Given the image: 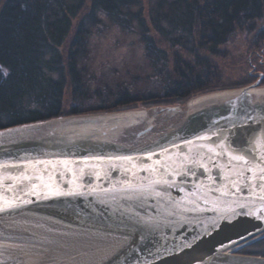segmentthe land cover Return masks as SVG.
I'll use <instances>...</instances> for the list:
<instances>
[{"label":"water","instance_id":"water-1","mask_svg":"<svg viewBox=\"0 0 264 264\" xmlns=\"http://www.w3.org/2000/svg\"><path fill=\"white\" fill-rule=\"evenodd\" d=\"M175 110L179 116L165 123L145 120ZM262 134L261 81L207 93L185 107L0 130V238L86 240L99 251L89 264H264L263 256L240 253L264 239V212L256 211L264 203L255 187L261 181L247 170L237 177V162L229 159L239 154L260 163ZM221 143L234 151H208L221 152ZM186 156H203L207 170ZM181 163L191 168L186 176H166ZM161 176L171 186L155 184Z\"/></svg>","mask_w":264,"mask_h":264},{"label":"trees","instance_id":"trees-1","mask_svg":"<svg viewBox=\"0 0 264 264\" xmlns=\"http://www.w3.org/2000/svg\"><path fill=\"white\" fill-rule=\"evenodd\" d=\"M101 14L126 31H139L154 64H161L162 92L134 93L122 84L91 89L82 63ZM246 28L249 34L257 31L254 47L262 48L264 0H0V65L9 70L7 76L0 73V130L183 104L246 86L255 78L229 83L215 62ZM258 72L264 74V68ZM94 100L98 105L91 107ZM247 249L264 257V239Z\"/></svg>","mask_w":264,"mask_h":264},{"label":"rangeland","instance_id":"rangeland-1","mask_svg":"<svg viewBox=\"0 0 264 264\" xmlns=\"http://www.w3.org/2000/svg\"><path fill=\"white\" fill-rule=\"evenodd\" d=\"M99 19L100 22L91 27L89 56L82 63L86 68V77L93 82H90L91 89L94 90L96 87L104 88L105 84H108L110 88H115L118 84H122L134 93L162 92L161 84L163 79L159 74L161 64H154L155 58H152L147 52L146 45L141 41L139 31L137 29L134 31H126L114 24L104 14L99 15ZM261 24L262 22L259 23L258 27ZM256 35L257 31L249 34L247 28L242 31L238 30L232 36L229 44L223 47L226 56L215 59L221 71L226 74L229 83H236L248 75L249 79H255L246 86L257 83L258 81H261V85L263 86L264 74L259 73L258 69L264 68V45L262 48L260 46L257 49L254 47ZM239 88L242 87L225 90ZM202 95L205 94L194 96L188 101ZM96 101L94 100L92 102L93 104L89 105L91 107L97 106ZM188 101L183 104L152 106L147 108L139 106L131 110H150L153 108L172 106L185 107ZM167 120L168 118H164L158 122L165 123ZM247 247L243 248L240 253L252 255L255 251L247 249ZM0 264H18V262L8 259L7 261L0 262Z\"/></svg>","mask_w":264,"mask_h":264},{"label":"bare ground","instance_id":"bare-ground-1","mask_svg":"<svg viewBox=\"0 0 264 264\" xmlns=\"http://www.w3.org/2000/svg\"><path fill=\"white\" fill-rule=\"evenodd\" d=\"M178 110L164 111L159 117H157L158 113L156 111L152 114H147L148 118L145 120L149 119L152 122L153 120L156 122L158 119L163 120L164 117H178L181 112ZM56 124L53 123L52 126ZM38 128L40 129L41 126ZM74 129L81 128L76 125ZM98 254V248L93 243L82 239L47 237L42 238V240H30L0 238V262L11 259L16 260L18 264H89Z\"/></svg>","mask_w":264,"mask_h":264},{"label":"snow or ice","instance_id":"snow-or-ice-1","mask_svg":"<svg viewBox=\"0 0 264 264\" xmlns=\"http://www.w3.org/2000/svg\"><path fill=\"white\" fill-rule=\"evenodd\" d=\"M8 69L5 68L3 65H0V73H2L4 76L8 75ZM200 139H206V137H201ZM261 143H264V134H262V138H261ZM218 147H220L221 152H215V150L211 147H209L208 151L210 153H214L216 156H220L222 155L225 151L227 152H233L234 150L231 148H225L224 144L221 143L218 145ZM199 155V154H198ZM204 157L203 156H199V158H197L196 156H186L184 157V161H190L192 165H198L200 167H203L207 170V165L204 163ZM209 162H211V157L208 158ZM229 159L231 161H236V168L239 169V171L236 172L237 177H242L244 174V171H250L253 172V179H259V181H261L260 184L255 185V187L259 188L261 190L262 193H264V155L260 156V163H256L252 160L247 159L245 156L243 155H239V154H234V155H230ZM170 170L166 171V176H173V175H181V176H186L188 174V172L191 171V168H188L186 171L184 170V164L181 163L179 165V167L177 166H169ZM259 172L260 175L257 177L256 172ZM23 179H31L30 177H23ZM155 184L159 185V184H167L169 186H171V184L173 182H171L169 179H166L165 176H161V178L157 181H154ZM233 185L237 187V189L239 190V181L238 180H234L232 181ZM77 187H79V185H77ZM248 190L251 192L253 186L252 185H248ZM157 195H159V193H157ZM259 199L261 201H264V194H262ZM247 205L240 203L238 204V207L240 208H245ZM4 208L2 206H0V211H3ZM227 211H230L232 215H237L235 209L231 208L229 206V208L227 209ZM256 211H261L264 212V203H262L258 209H256ZM254 214V210L252 208H249L248 210V215H253ZM223 219L227 220L228 216L224 215ZM215 222L213 223V227H215Z\"/></svg>","mask_w":264,"mask_h":264}]
</instances>
